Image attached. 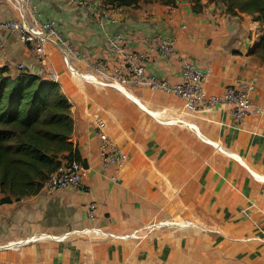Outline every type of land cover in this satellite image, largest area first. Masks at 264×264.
<instances>
[{
	"label": "crops",
	"instance_id": "1",
	"mask_svg": "<svg viewBox=\"0 0 264 264\" xmlns=\"http://www.w3.org/2000/svg\"><path fill=\"white\" fill-rule=\"evenodd\" d=\"M208 1L202 0L200 13L192 11L188 0L175 7L142 2L118 8L99 0L90 9L66 0H34L33 6L40 19L54 20L60 35L79 50L81 59L73 62L79 72L88 71L87 62L101 60L110 69L117 65L106 46V37L115 32L123 33L126 51L136 52H148L151 37H168L176 55L166 59L150 51L149 74L179 83L180 57H185L208 73V93L247 87L253 105L264 110V65L251 55L263 28L248 15L230 16ZM8 10L0 0V20L11 18ZM104 13L113 22L101 23ZM44 52L46 68L56 73L70 102L71 141L87 162V176L82 189H42L0 204V245L66 235L0 249V264H264V112L240 124L228 105L186 115L176 95L137 86H128L125 95L71 72L57 46L48 44ZM20 64L39 76L30 47L7 35L0 67L15 74ZM98 120L127 156L119 173L102 166L94 132ZM92 203L94 220L88 216ZM154 216L199 228L155 230L139 245L72 233L95 227L123 234Z\"/></svg>",
	"mask_w": 264,
	"mask_h": 264
},
{
	"label": "built area",
	"instance_id": "2",
	"mask_svg": "<svg viewBox=\"0 0 264 264\" xmlns=\"http://www.w3.org/2000/svg\"><path fill=\"white\" fill-rule=\"evenodd\" d=\"M11 11V18L0 20V50H2L7 35H13L17 40L30 47L35 54L40 68L39 76L49 78L56 82L58 76L45 66V46L53 44L61 52L64 63L68 69L94 84L107 86L125 95L128 86L146 87L150 90L161 91L166 94L178 96L183 102V113L191 115L201 109H209L217 105H228L236 123H242L252 115H261L264 110L255 107L250 98L247 87H226L221 94L208 93L204 87L208 73L192 61L182 58L181 80L171 84L167 80L147 72L146 64L151 60L150 51L155 50L163 58H171L176 55L174 41L170 38L155 36L148 39L150 50L148 52L126 51L125 37L122 32H115L106 37V46L109 54L116 59L117 65L110 69L104 61L87 62V72H79L73 66L74 61L81 59V53L76 46L62 37L54 20H42L38 17L33 6L34 0H4ZM69 4L90 9L94 0H66ZM122 8V7H118ZM101 23H111L113 18L108 13L102 14ZM3 31V33L1 32ZM19 71H24V65L17 66ZM192 126V125H191ZM94 132L99 140V151L104 169H114L115 173L122 171L127 163L126 154L112 141L106 130V123L98 120L95 123ZM87 176V169L77 161L64 162L55 171L42 189L47 192L74 187L84 188L83 180ZM112 180L114 178L112 177ZM96 205L92 203L88 209L91 220L95 218ZM174 221V220H171ZM168 224L164 221L161 226L166 227H189L195 226L193 222L186 221L179 226ZM158 224L149 225L145 229L156 228ZM178 225V226H177ZM160 227V226H159ZM89 232L99 233L104 236L114 237L112 234L102 231L100 228L88 227ZM84 230V229H83ZM82 232V233H89ZM136 232L132 236L135 235ZM42 235L34 238H26L0 245V249L20 248L33 241L40 240ZM131 237V235L129 236ZM13 246V247H11ZM11 247V248H9Z\"/></svg>",
	"mask_w": 264,
	"mask_h": 264
},
{
	"label": "trees",
	"instance_id": "3",
	"mask_svg": "<svg viewBox=\"0 0 264 264\" xmlns=\"http://www.w3.org/2000/svg\"><path fill=\"white\" fill-rule=\"evenodd\" d=\"M109 7H138L160 3L175 7L182 0H99ZM200 13L202 0H188ZM226 14L248 15L264 30V0H209ZM251 55L264 65V33ZM71 105L56 82L26 71L13 74L0 67V204L38 194L64 162L87 168L71 137Z\"/></svg>",
	"mask_w": 264,
	"mask_h": 264
},
{
	"label": "rangeland",
	"instance_id": "4",
	"mask_svg": "<svg viewBox=\"0 0 264 264\" xmlns=\"http://www.w3.org/2000/svg\"><path fill=\"white\" fill-rule=\"evenodd\" d=\"M5 3V6L8 7V5L6 4V2L4 1ZM8 11L11 13L12 10H10V8L8 7ZM185 222V221H184ZM158 224V228H153V229H148L146 230L145 228L149 225H155ZM162 223H164V221L162 220H159L156 216H154L151 221H149L148 223L142 225L141 227H138V228H135V229H132L130 230L129 232H126V233H123V234H115V233H112V232H107L109 234H112V235H119L117 237H111V236H104V235H101L99 233H95V232H89V233H84L83 235H86V236H90V237H102L101 239H104V240H112V241H132L134 242L136 245H139L141 244L144 240H145V235L146 234H150L151 232L155 231V230H167L168 228L166 226H161L163 225ZM160 226V227H159ZM199 225H195V226H190V227H198ZM180 228V227H179ZM142 229V230H141ZM139 230V231H138ZM144 230V231H143ZM133 232H137L135 235L136 236H132L134 233ZM142 234H140V233ZM146 233V234H145ZM131 234V237H127V236H124V235H129ZM143 237V238H142ZM123 238V239H122ZM130 239V240H129Z\"/></svg>",
	"mask_w": 264,
	"mask_h": 264
},
{
	"label": "bare ground",
	"instance_id": "5",
	"mask_svg": "<svg viewBox=\"0 0 264 264\" xmlns=\"http://www.w3.org/2000/svg\"><path fill=\"white\" fill-rule=\"evenodd\" d=\"M172 220V219H171ZM166 221L168 224H175V223H172V222H176L177 224H179V226L181 225V224H183L184 223V221H182L181 219H175L174 221ZM162 224H164V223H162ZM201 225V224H200ZM178 226V225H177ZM190 227V226H189ZM158 228V227H157ZM153 229V228H152ZM142 230V229H141ZM89 231H91V229H84V230H74V231H72V233H81V232H89ZM139 231V230H138ZM144 231V230H143ZM133 233H135V232H133ZM137 233V232H136ZM140 233V232H139ZM140 234H142V233H140ZM146 234V233H145ZM131 234H129V235H124V236H127V237H129ZM114 237H117V236H119V235H113ZM66 237V235H63L62 237H52V236H50V235H42V237H40L39 239L41 240V239H54V240H62V239H64ZM143 238V237H142ZM123 239V238H122ZM130 240V239H129ZM13 243V242H12ZM6 245V244H5ZM15 245H17V244H15V243H13V246H15ZM13 246H11V247H13ZM11 247H9V248H11ZM11 249H18V248H16V247H14V248H11Z\"/></svg>",
	"mask_w": 264,
	"mask_h": 264
}]
</instances>
